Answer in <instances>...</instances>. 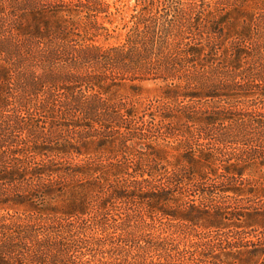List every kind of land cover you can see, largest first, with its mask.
<instances>
[{
    "label": "trees",
    "instance_id": "16d2710c",
    "mask_svg": "<svg viewBox=\"0 0 264 264\" xmlns=\"http://www.w3.org/2000/svg\"><path fill=\"white\" fill-rule=\"evenodd\" d=\"M138 4L0 0V264H264V0Z\"/></svg>",
    "mask_w": 264,
    "mask_h": 264
},
{
    "label": "rangeland",
    "instance_id": "374dc122",
    "mask_svg": "<svg viewBox=\"0 0 264 264\" xmlns=\"http://www.w3.org/2000/svg\"><path fill=\"white\" fill-rule=\"evenodd\" d=\"M110 4L109 9L114 13L115 21L112 23L115 27V34L119 33L118 39H122L126 33L129 30L131 23V17L130 14L134 13L138 8L139 4L138 2H142L141 0H107ZM146 3V7L151 10L152 13H155L159 18L165 19L167 16H172L173 11L177 10V0H144ZM104 25L113 28V25L104 23ZM117 39V40H118ZM102 41V39H100ZM109 43H113L116 41V38H109L107 40ZM107 42V43H108ZM259 44L262 46L260 52L264 51V41H260ZM106 65V66H105ZM110 66L109 64H101V68ZM111 67V66H110ZM114 68V67H113ZM114 69L117 70L115 67ZM116 74V72H114ZM114 74V75H115ZM162 73H155L151 72L147 79L141 80V79H134L130 80L123 79L121 80L122 85L119 87H116L114 94H132L135 93L132 91L131 85L136 86V92L138 93V96L142 98H157L158 95L161 93L162 86L165 84V80L158 77ZM113 74L111 76H114ZM125 76L124 74H122ZM122 75H118L116 77H122ZM128 75H126L127 77ZM136 78V76L134 77ZM177 123V121H176ZM177 128V125L175 126ZM172 145L175 144V141L170 142ZM171 226L167 227L170 228ZM175 228V227H173ZM176 229V228H175Z\"/></svg>",
    "mask_w": 264,
    "mask_h": 264
}]
</instances>
